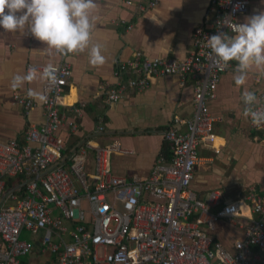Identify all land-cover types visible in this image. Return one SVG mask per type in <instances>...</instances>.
I'll use <instances>...</instances> for the list:
<instances>
[{"label": "built area", "instance_id": "2783aa9c", "mask_svg": "<svg viewBox=\"0 0 264 264\" xmlns=\"http://www.w3.org/2000/svg\"><path fill=\"white\" fill-rule=\"evenodd\" d=\"M209 3L211 20L194 29L184 60L136 50L114 63L117 81L105 91L108 102L119 100L126 89L142 90L153 76L176 75L180 84L192 81V115L183 129L170 125L163 130L169 154L159 155L146 176L112 172V154L120 150L117 140L101 144L86 137L67 154L58 134V106L71 75L67 58L72 52L54 49L60 59L49 63L57 69V80L43 84L44 120L29 124L22 139L0 141V264H264V193L248 190L243 199L210 212L220 191L200 197L190 187L199 161L197 146L211 140L213 123L220 119L209 112L208 102L220 75L235 66L230 61L217 68L206 41L218 31L230 32L248 9V0ZM49 64L28 63L27 69L42 73ZM13 99L24 111L33 105L23 94L13 93ZM253 107L264 109V93ZM249 126L264 140V124L254 125L249 118ZM104 131L103 123H97L95 132ZM89 150L94 153L92 172L86 170ZM7 176H21L22 182L5 190ZM244 204L256 216L231 251L199 226L201 219L208 228L218 218L233 220Z\"/></svg>", "mask_w": 264, "mask_h": 264}, {"label": "crops", "instance_id": "0c3cea01", "mask_svg": "<svg viewBox=\"0 0 264 264\" xmlns=\"http://www.w3.org/2000/svg\"><path fill=\"white\" fill-rule=\"evenodd\" d=\"M124 1L94 0L89 46L67 58L71 75L63 88V104L58 106L62 119L58 134L70 150L86 137L101 144L117 140L120 150L112 154V172L130 178L146 176L159 155L168 156L162 132L170 125L184 128L183 121L192 115L193 87L190 78L180 84L176 75L153 76L142 90L126 89L119 100L108 102L105 91L117 81L114 63L136 50L147 56L184 60L192 49L194 29L209 22L212 12L209 0ZM149 1L154 5H147ZM260 11H264V0H248L247 12L240 19ZM93 44L100 45L105 57L101 64L89 63ZM59 59L54 49L31 35L0 29V141L22 139L29 124L44 120L41 99L31 97L33 105L28 111L13 99V93L28 96L29 88L43 92L41 73L33 72L34 79L16 89L11 87L13 75L29 72L28 63L49 64ZM237 74L234 67L224 71L208 102L209 112L220 119L213 123L211 140L197 146L199 161L190 180L191 189L200 197L210 190L220 191V201L210 212L243 199L248 190L264 193V140L250 128L242 98L243 92L253 91L258 101L264 93V66L251 65L240 85L234 82ZM99 122L105 127L102 133L95 132ZM93 161V150H89L87 172H92ZM255 216L244 204L233 220L218 218L208 228L201 219L199 226L231 251Z\"/></svg>", "mask_w": 264, "mask_h": 264}, {"label": "clouds", "instance_id": "9594fccd", "mask_svg": "<svg viewBox=\"0 0 264 264\" xmlns=\"http://www.w3.org/2000/svg\"><path fill=\"white\" fill-rule=\"evenodd\" d=\"M94 0H0V29L31 35L49 48L61 53L83 51L90 43L91 14ZM227 27V23H221ZM207 45L216 61V67L223 69L235 61L234 82H244L246 70L251 66H264V11L247 16L243 22L233 23L230 32L218 31L208 36ZM89 63L101 64L105 57L100 45L89 48ZM57 69L49 64L43 68L41 78L50 83L57 80ZM31 71L12 77L13 89L22 87L23 82L34 79ZM30 97L45 99L43 92L31 88ZM244 115L254 125L264 124V109L254 108L257 102L255 92L242 93Z\"/></svg>", "mask_w": 264, "mask_h": 264}, {"label": "trees", "instance_id": "16d2710c", "mask_svg": "<svg viewBox=\"0 0 264 264\" xmlns=\"http://www.w3.org/2000/svg\"><path fill=\"white\" fill-rule=\"evenodd\" d=\"M166 144V143H165ZM167 147V145H166ZM67 154L70 152V149L66 150ZM5 185L4 189L7 190L11 187H13L15 184L22 182V177L21 176H15V177H4ZM26 259V257H25ZM25 262V261H23Z\"/></svg>", "mask_w": 264, "mask_h": 264}, {"label": "rangeland", "instance_id": "374dc122", "mask_svg": "<svg viewBox=\"0 0 264 264\" xmlns=\"http://www.w3.org/2000/svg\"><path fill=\"white\" fill-rule=\"evenodd\" d=\"M82 205H84V202H82ZM21 237L23 238L24 236L22 235ZM24 238H27V236H25Z\"/></svg>", "mask_w": 264, "mask_h": 264}]
</instances>
